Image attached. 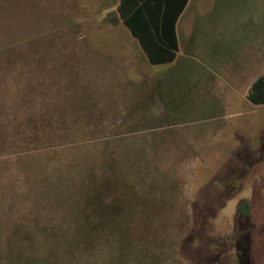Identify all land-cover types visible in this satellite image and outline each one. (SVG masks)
I'll list each match as a JSON object with an SVG mask.
<instances>
[{"label": "rangeland", "instance_id": "1", "mask_svg": "<svg viewBox=\"0 0 264 264\" xmlns=\"http://www.w3.org/2000/svg\"><path fill=\"white\" fill-rule=\"evenodd\" d=\"M117 1L0 0V104L3 107L7 100L8 109L18 111L0 128V180L6 176L4 165L16 160L28 192L37 197H12L0 209L2 264L15 261L16 251L39 246L35 239L48 226L62 235L91 229L120 234L123 257L112 264H127L131 258L137 259L133 264H264V106L240 116L226 109L217 119V108L194 109L192 98L180 89L171 94L185 114H176L172 124H136L128 128L133 131L109 137L111 124L119 125L127 116L132 122L146 117L139 110L129 111L140 103L136 89L144 87L143 78L167 68L143 64L119 19ZM232 1L192 2L183 29L186 34L195 28L206 34L196 43L190 41L191 54L203 55L209 43L225 42L226 28L219 22L231 18ZM262 6L264 23V1ZM182 60L171 67H177L180 86L190 78ZM189 67H195L192 61ZM66 82L82 89L85 111L74 107L77 115L59 124L94 126L95 135L18 154L5 149L19 130L31 137L39 134L34 125L38 122L27 119L21 129L19 118L40 111L35 104H46L43 91ZM162 83L179 89L168 80ZM66 100L55 102V115L71 113ZM81 114L86 117H77ZM5 117L2 110L0 118ZM203 118L207 121L199 122ZM57 124L47 122V130L34 139L56 143ZM88 199L110 208L104 215H118L100 221L102 207L92 206ZM241 199L248 201L250 214L236 222ZM33 217L46 224L40 232L28 233L34 230L28 225ZM27 233L29 242L24 241ZM70 243L55 242L59 247ZM106 245L98 246L104 258L109 255ZM24 255L19 264H25ZM83 257L81 264H99L90 255Z\"/></svg>", "mask_w": 264, "mask_h": 264}, {"label": "trees", "instance_id": "2", "mask_svg": "<svg viewBox=\"0 0 264 264\" xmlns=\"http://www.w3.org/2000/svg\"><path fill=\"white\" fill-rule=\"evenodd\" d=\"M186 1L187 0H119L118 3L116 2V11L118 13L119 19L130 30L131 34L138 38L150 63H168L175 58V53L178 51L175 24L186 4ZM22 64L25 63H21V65ZM176 65H179V62L176 63L175 66ZM36 67L37 66L34 67L36 70L34 72H37ZM175 73L176 72H173V83L178 84V81L176 80L177 75ZM10 77L11 76H9V79ZM42 77L45 76L42 75ZM9 82L11 81L9 80ZM38 82L40 81L38 80ZM178 85H174V87L179 89H172L169 92H166V96L170 98L169 102L172 105H169L166 109L162 108V106L159 105L160 101L156 96L150 100L140 99L138 106L135 105L136 107L129 111L134 113L135 111L139 110L146 117L142 118V120H135L132 122L127 116L126 119L121 120L119 125L111 124L110 130L108 132L109 137L133 131L128 130V128L131 126L134 127L136 124L138 126L142 124V127L159 124L160 122L165 123L164 125L172 124L176 120V114H185L184 111L180 113V109L182 110L183 107H180L178 104H176L172 98V94L176 95V93H179V90L181 89V86ZM10 88L14 90L13 87ZM189 89L190 90L183 92L184 95L186 97H195L196 91H192L190 87ZM81 90L79 87H72L71 83L68 84L67 82L56 89H48V92L44 90L43 92H45L44 94L46 97L43 99L47 101L46 104L42 102L40 104L38 103L37 105L35 104V109L40 108L41 110L27 114V116L23 115L18 120L17 124H19L21 129L24 127V124H26L27 119L33 122H38L34 125L36 126L37 130H40L39 134L42 133V130H47V127H45L47 122L57 121L59 140H57L56 143L53 144L50 142V139H47L48 142H46L43 140L45 139L44 137H42L43 139L38 138V141H36L34 138L37 137L36 135H39L38 133L33 134L34 136L31 137V134L26 133L25 130L22 129L19 130V135H15L13 138L7 140L6 144H4V148L11 150L14 154H18L34 151L39 148H47V146L52 147L62 144L81 142L88 139L87 136L89 135L94 136V126L89 129H83L79 127L72 128L70 125L59 124L62 122L61 119H71L73 116L75 117L77 115V111H75L74 107L85 111L84 106L86 105V101L82 97ZM6 92L10 91L6 90ZM72 94H74V99L71 97ZM48 95L51 96L48 97ZM2 98L3 100H6L5 95H3ZM64 99H67L65 102L69 108L71 107V113L65 116L55 115L53 111L55 102H61ZM247 99L254 104L264 103V76L253 82L247 95ZM5 102L6 104L3 105V107L0 104V112L3 110V112L8 117L0 118V128L1 125L5 126V123H7L8 120H12L18 115V111L15 112L9 110L7 107L8 101L6 100ZM77 117L86 116L85 114H81ZM177 118L178 121H182V119L185 120L184 117ZM74 130L76 131L74 132ZM4 166L5 171L3 173H6V176L0 180V209L4 208V206L10 202L12 197L20 199L21 197L25 198L29 195L28 198L36 199V196H33L31 195V192H28L29 188L25 183L24 174H21L19 170L20 167L18 166L17 161L14 160L8 165L6 163ZM42 188L43 186L38 188L39 194L41 193ZM95 189L96 188L94 187L93 194L99 193V191ZM93 194H91L90 197H92ZM88 202H90V199H88ZM90 203H92V206L98 209L102 207V212L98 213V215L101 217L100 221L102 222L112 220L113 217L118 215V213L115 215L110 214L109 216L104 215L103 212H111L109 210L110 208H105L103 204L98 205L96 199L92 200ZM249 214L250 205L248 201L241 199L236 207V222H238L241 218H247ZM89 215L91 216L92 214ZM39 218H32L31 223L28 225L34 230H29L28 233L37 229L38 232L43 230L41 226L46 224V222ZM51 222L52 220H48V224ZM28 233L24 239L26 242H29L31 239ZM120 236V234H114L113 232L106 230L102 231V229H91L88 233H65V235H62L61 233H57L55 228L48 226L47 229H44L43 234L38 233L37 238L35 239V242L40 243L39 246L34 245L27 247L24 251H22L23 253H21V250L16 251L17 253L15 255V261L11 260L10 263L19 264L21 261L20 257L25 254V260L23 262L25 264H81L82 259L84 258L83 256L87 254L90 255V257L95 261H99V264H112L113 260L117 261L123 257V248H121L119 244ZM13 237L16 238L15 234ZM63 239L71 240V243L61 247L55 244L56 241L58 243V241ZM102 242L109 244L106 245L107 247L109 246V255H107L105 258L100 255L101 249H98L99 245L100 247L102 246ZM98 252L99 254L97 256ZM31 257L35 259H32ZM136 260L137 259L131 258L127 264H133V262ZM4 261V255L0 253V264L5 263ZM138 263L139 262H137V264Z\"/></svg>", "mask_w": 264, "mask_h": 264}, {"label": "crops", "instance_id": "3", "mask_svg": "<svg viewBox=\"0 0 264 264\" xmlns=\"http://www.w3.org/2000/svg\"><path fill=\"white\" fill-rule=\"evenodd\" d=\"M193 1H186L176 21L175 34L178 51L171 62L150 63L138 38L132 35L125 26L129 31L128 37L131 38L129 40L144 65L151 69L157 66L167 67L166 71L152 73L147 78H143L144 87L136 89L138 97L141 100H150L156 96L160 101L159 105L164 109L172 105L169 102L170 98L166 96V92L172 89L166 87L162 81L168 80L169 86H174L176 83H173V72H176L177 67L173 69L171 67H174L182 58H188L189 62L186 63L182 60L184 62L181 64L184 73L189 74L190 78H184L181 90L185 92L190 90V87L192 91H196V96L191 97V102L195 103L193 106L195 109L215 107L217 108V119H219L226 109L232 110L234 116H240L255 107H263L264 103L254 104L247 99V95L253 82L264 76V23L262 21V2L264 0H233L232 3H229L231 18L224 23L219 22L223 28H226L223 31L225 42L219 44L217 41H211L212 43H209V48L203 52V55L191 54L189 48L190 41L195 42L199 36H204L206 32L200 29L196 30L195 25L191 26L195 29H191L187 34L183 29L185 14ZM185 37H187L188 43H186ZM190 61L195 65L193 69L189 67ZM157 77L162 79H157ZM201 100L204 105L200 104ZM206 121L207 118H203L199 122Z\"/></svg>", "mask_w": 264, "mask_h": 264}]
</instances>
